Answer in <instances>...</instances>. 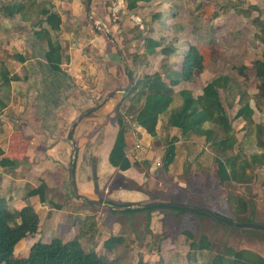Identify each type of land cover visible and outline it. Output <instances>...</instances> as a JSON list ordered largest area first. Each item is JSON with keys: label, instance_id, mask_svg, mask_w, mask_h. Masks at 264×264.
<instances>
[{"label": "crops", "instance_id": "obj_1", "mask_svg": "<svg viewBox=\"0 0 264 264\" xmlns=\"http://www.w3.org/2000/svg\"><path fill=\"white\" fill-rule=\"evenodd\" d=\"M32 1L24 0L27 4ZM36 1L59 13L62 18L60 30L52 32L63 48L60 72L53 70L48 63L47 45L36 36L40 30L37 22L42 19L39 11L27 13L26 18L20 14L10 16L2 11V7L14 0H0V74L4 67L10 76L20 77V80L12 81L10 90L3 89L0 81V102L6 105L0 112V147L3 151L0 157V198L5 199L13 210L33 207L39 218L37 233L18 243L14 258H28L36 243L50 244L54 238L61 239L63 243L79 238L85 251L97 253L108 264H212L217 254V244L230 242L228 246L236 250L242 232L249 230L221 223L203 212H184L183 208L167 205L150 209L149 205L181 204L209 210L237 223H253L249 215L242 217L232 212L230 192L218 181L215 169L200 161L206 159L209 152L214 154L210 143L202 137L182 135L179 129L167 125L165 117H160L157 135L153 137L137 126L134 115L130 114L133 119L129 122L125 138L126 155L131 167L126 171L114 167L110 163V154L119 131L117 108L126 98V93L121 92L128 86L125 65L107 35L90 22L85 10L86 0ZM115 1L93 0L92 4L93 18L101 21L113 36L112 31L117 29V25L112 24ZM238 1L242 5L237 9L226 5V2ZM252 6L258 8V11H252L253 17L260 16L264 21V0H152L141 3L134 11H126L131 16H146V13L153 11L157 13L154 15L156 20H166L170 16L168 27L177 37L174 42L181 57L175 65L181 67L183 53L191 43L200 48L205 73L208 74L212 72L209 70L210 63H213L212 67L219 64V55L213 58L217 61L204 56V51L209 54L213 52L210 46L212 39L207 38V30H200L208 22L199 21L214 19L211 25L219 27L217 38L233 30L238 35L241 20L252 19L240 13V10H248ZM182 17L188 22L180 25L176 20ZM157 22L154 21L151 27L159 32ZM134 25L132 28L138 29ZM177 27L180 28L178 33L174 32ZM195 28L200 33L193 38ZM129 29H125L128 30L125 36L116 39L121 50V42L125 37L127 39ZM253 29L254 37L256 29ZM132 35L134 37L135 34ZM152 37L166 41L162 36ZM135 40L132 42L134 47L129 50V58L124 46L122 53L137 80L151 74L145 72V68L152 69L153 65L150 64V57L144 63L143 47L136 46ZM219 43L218 39L212 45ZM227 47L237 51L238 57L246 53L238 42ZM173 68L172 71H176ZM220 75L227 74L217 77ZM213 79L208 74L198 92L190 87L194 83L182 81L178 88L185 87L199 96ZM174 92V107H177L181 100L176 98L178 90L174 88ZM109 94L112 96L77 125L73 135V158L74 146L69 138L73 125L81 114L101 104ZM249 94L255 97L256 88L255 92L249 90ZM239 108L238 104L233 108L227 107V113L229 118V113H232L233 120H230L242 142L247 123L236 117ZM254 121L264 125V111L257 110ZM172 140L176 156L165 170L163 159ZM248 141L246 154L262 152L256 146L255 136L251 135ZM137 143L141 148H136ZM72 159L75 184L80 195L94 202L124 209L107 211L104 206L75 198L70 179ZM185 168L189 169L187 176ZM253 176L254 180L246 185L250 187L248 194L238 192L255 202L254 223L264 225V167L254 168ZM42 184L47 185L45 203L38 195L29 196ZM55 204L62 209H56ZM186 233L193 234L197 239L206 237L214 245V250H192V241ZM116 236H121L124 242L112 250L107 249L105 242ZM234 241L236 244L233 246Z\"/></svg>", "mask_w": 264, "mask_h": 264}, {"label": "trees", "instance_id": "obj_2", "mask_svg": "<svg viewBox=\"0 0 264 264\" xmlns=\"http://www.w3.org/2000/svg\"><path fill=\"white\" fill-rule=\"evenodd\" d=\"M152 0H129L127 9L134 11L141 3H149ZM241 1L230 4L232 8H239ZM2 11L7 15H22L39 11L41 20L37 22L40 30L36 32L38 40L46 43V59L55 71H62V45L59 40L52 35L53 31H59L62 25V18L59 13L38 4L33 0L29 4L24 0H14L11 4L4 5ZM258 11L255 6L248 10H242L243 15H250V12ZM253 26L256 29L254 38L257 42L264 44V21L260 16L253 18ZM162 53L165 59L170 56H179L175 46L171 43L152 38H144L145 58ZM24 60L23 57H20ZM252 67L256 72L257 94L252 97L249 94V76L246 74L248 67L240 66L234 75H220L208 83L199 96H195L191 90L179 92L181 104L174 107V88L182 81L194 83L198 75L205 71L204 57L200 48L189 43L182 58L181 67L172 71L170 64L167 71L156 70L151 74H145L135 80L132 89L126 93L125 102L119 105L116 113V121L119 131L115 144L110 154V163L126 171L131 167V162L127 158V142L125 134L130 127L124 115V111L134 115V122L143 128L153 137L157 135V126L160 117H165L169 127L177 128L182 135H194L202 137L210 143L214 154L210 152L206 159L200 161L215 169L218 181L222 185H241L253 180L254 168L264 167V125L254 121L256 111H264V59L255 60ZM166 76V79H165ZM244 78V81L241 80ZM20 80L17 75L10 76V73L3 67L0 74V81L3 89L10 90L12 81ZM168 80V81H166ZM239 105L236 114L237 118L246 121V135L242 142L239 141L236 131L227 113V107L233 108ZM6 108L5 103L0 102V112ZM253 135L257 138L256 146L262 152L246 154L245 147L249 145V137ZM3 151L0 147V157ZM176 156V147L172 140L166 150L163 159L164 169L167 170L173 163ZM3 163V161H1ZM189 169L185 168V176ZM47 185L42 184L39 188L29 193V196H39L42 203L47 201ZM56 209H62L59 204H55ZM163 205L156 204L150 209L161 208ZM232 212L238 216H246L254 213L250 212V203L242 195H236L231 204ZM184 212H188L184 210ZM254 223V222H253ZM39 229V218L35 209L27 206L21 211L9 208L7 201L0 198V264H108L101 256L95 252L84 250L79 238L69 243H63L59 238H54L50 244L36 243L28 258H14L15 248L18 243L31 235L37 233ZM245 230H251L244 228ZM260 235L264 231L253 230ZM191 242L192 250L213 251L214 245L204 236L197 239L193 234L186 233ZM197 239V240H196ZM124 239L111 237L105 242L107 249L112 250L118 244H122ZM138 264H146L139 262ZM159 264H165L160 262ZM212 264H264V256L250 250H235L227 248L222 253L214 255Z\"/></svg>", "mask_w": 264, "mask_h": 264}, {"label": "rangeland", "instance_id": "obj_3", "mask_svg": "<svg viewBox=\"0 0 264 264\" xmlns=\"http://www.w3.org/2000/svg\"><path fill=\"white\" fill-rule=\"evenodd\" d=\"M115 3H116V1H115ZM232 3L233 2H228V3L226 2V5L230 7V4H232ZM227 6L225 8H227ZM242 10H244V9H242ZM124 11H126V9L122 10L117 16H115L114 12L112 11V24L117 25L116 31H112V33L114 32L113 34H114V37H116V39H117V37L121 38V36H125V33L128 32V30H125V29H128V27L130 28L129 29L130 32L128 34H126L127 39L125 37V39L122 40V42H121L122 43L121 44L122 50H123V46H124V49H125L124 52L127 56V59L129 58V56H128L129 50L134 47V45L132 46V42L135 39H136L135 40L136 46H140V47L142 46L143 50H144V40L143 39L146 37H152L153 35H155L157 38H161V36H162V38L165 39L166 41H168V43H171V46H175L176 42H174V40H176L177 37L174 36V33H172V29H169V27H168L167 21L170 20L169 15H168L169 19L156 20L157 18L154 15L157 13H155L153 11H149L148 13H146L148 16L147 15L141 16V15L137 14L141 18L142 23L144 25V29L142 30L140 25H138L134 21V19H133L134 16H131V14H129L127 11L126 12H124ZM250 13H251V15H249L247 18H250V16H251L252 19H249V20L242 19L241 20L242 25L240 28L241 30L239 31L240 33H238V35H236L237 33L235 32V30H233V31L225 32L224 36H220L219 38H217L216 35L218 33L219 27H214L215 24L211 25V23L214 21V19L202 20L199 22H202V23H204L205 21L208 22L207 24L204 23L203 27L200 30H204V29L207 30L206 31V33L208 34L207 38L212 39V40H210V42H211L210 46H212L213 52L211 54H209L206 51H204V53H203L204 56H206L207 58H210L211 61L219 60L218 61L219 64L217 66L212 67L213 63L209 64L210 65L209 70L210 69L212 70V72L208 73L210 78L213 79V78L217 77V75L224 74V73L227 75L236 76L238 74L237 69L240 66H243L244 64H246L245 66L248 67L246 74L250 78V81L248 83V87H249V90H251V92H255V88L257 86L258 80H257V78H255V71L252 67V63L255 60H259L260 58H261V60L264 59V44L257 43L256 39L253 37V34H254L253 18L254 17L252 15V12H250ZM153 17L155 19L152 21L151 19ZM154 21H158L157 26L160 29L159 32H156V30L151 27V26H153ZM176 21L180 25L188 22V20L185 17L179 18ZM132 25H134L138 29H135L134 27L132 28ZM206 25H207V27L204 28V26H206ZM179 30H180V28H178V27L174 28V32L178 33ZM245 30H249V32H247ZM102 31H103V34H105L104 30H102ZM181 31H182V29H181ZM194 32L195 33L193 34V38L197 37L198 34L200 33L199 29H196V28L194 29ZM133 33L135 34L134 37L132 35ZM140 33H141V35H140ZM182 33H181V35H182ZM196 34H197V36H196ZM218 39L220 40V43L218 45L217 44L212 45V42H215ZM229 40L232 42H230ZM166 41H165V43H166ZM236 42H238V45L240 48L242 46L246 49L245 55L240 54L238 57L237 51H231L230 50L231 47H229V48L227 47L229 44H233ZM222 46H223V48H222ZM183 54H185V51ZM210 55H211V57H210ZM215 55L216 56L219 55V59L214 60L213 58ZM230 55H231V57H230ZM163 56L164 55L160 52L155 56H152V57L150 56V60L152 62L150 64H152L153 67H152V69L145 68V72L149 73V72H153L156 70H163V73H164L165 70L167 71L168 64H170L171 68L174 66V68H173L174 70H178L180 68V65L178 66L175 64H177V62H179L181 60V57H179V56L177 57V56L172 55V56H170L172 58L170 59V62H169V60L165 59V56L164 57ZM147 60H148V57L145 58V60L143 58L144 63ZM134 63L136 64L138 62H134ZM166 73H168V71ZM208 74L205 73V71H204L203 73L198 75V77H197L198 80L197 79L195 80L194 86L193 87L190 86L191 88H193L194 92H198L202 89L201 87L206 82V78L208 77ZM165 79H166V76H165ZM241 80L244 81V78L241 77ZM166 81H168V80H166ZM176 89L178 90V93H176V96H177L176 98L181 100L179 92L182 90H186V88L185 87H179L178 88V86H177V87H175V90ZM256 92H257V88H256ZM229 114H230V119L233 120L232 113L230 112ZM253 180H254V176H253ZM247 183H249V182H247ZM247 183H244L241 185H236V184L230 183V184H226L224 186L230 192V194H229L230 208H231V204H232V201L235 198V196L240 195L239 192H244V193L246 192L248 194L250 187L246 186ZM239 187H242V188H239ZM243 197H245L250 203V212L252 211V213H254V215L253 216H250V214H248V215L252 219V222H255V213H256L255 202L253 200L249 199L246 195H244ZM104 209L107 211L110 210L108 207H104ZM248 215H246V216H248ZM233 229H236V228H231V230H233ZM243 230H245V229H243ZM253 230H255V229H251L249 231H246L247 233L245 231L242 232L240 240H239V244L237 246L238 248H236V250H244V249L250 250V251H253L257 254L264 256V235H260L259 233H256ZM226 238H227V236H226ZM229 243L230 242H228L224 245H221L219 243L216 245L215 250L217 249L216 250L217 253H222L227 248H229V246H228ZM232 244L234 246L236 244V242L234 241V242H232Z\"/></svg>", "mask_w": 264, "mask_h": 264}, {"label": "water", "instance_id": "obj_4", "mask_svg": "<svg viewBox=\"0 0 264 264\" xmlns=\"http://www.w3.org/2000/svg\"><path fill=\"white\" fill-rule=\"evenodd\" d=\"M92 4H93V0H86V5H85V10H86V14L90 20V22L98 29H102L104 30L105 34L107 35L108 39L114 44L121 60L123 61L124 65H125V71H126V76L128 78V86L121 90V92H124V93H128L132 87L134 86V83H135V80H134V77L133 75L131 74L128 66L126 65L125 63V60H124V56H123V53H122V50L116 40V38L108 31V29L106 28V26L102 23V22H98L96 21L94 18H93V13H92ZM112 96V94H109L107 96V98L101 103L99 104L98 106L96 107H93L89 110H87L86 112H84L83 114L80 115V117L78 118V120L75 122V124L73 125L72 129H71V132H70V135H69V138L70 140L72 141L73 143V146H74V151H73V158H74V153H75V141H74V132H75V129L77 127V125L79 124V122L88 114H90L91 112L95 111L96 109H98L108 98H110ZM73 167H74V161L72 159L71 161V164H70V179H71V187H72V194L75 198L79 199V200H83V201H86L88 203H91V204H94V205H98V206H104V207H108L109 209L111 210H123L124 207H119V206H111V205H104L103 203L101 202H94V201H91L89 200L88 198L80 195L78 193V190H77V187H76V184H75V179H74V170H73ZM150 206H153V205H156V204H149ZM160 205H167V206H177V207H180V208H183L187 211H190V212H203V213H206V214H209L210 216H212L215 220L221 222V223H224V224H228L230 226H233V227H236V228H249V229H255V230H260V231H264V225L262 224H258V223H237V222H234V221H231V220H228V219H225V218H222V217H219L215 214H213L212 212H210L209 210H206V209H201V208H191V207H187V206H184V205H181V204H175V203H168V204H160Z\"/></svg>", "mask_w": 264, "mask_h": 264}, {"label": "built area", "instance_id": "obj_5", "mask_svg": "<svg viewBox=\"0 0 264 264\" xmlns=\"http://www.w3.org/2000/svg\"><path fill=\"white\" fill-rule=\"evenodd\" d=\"M128 1L129 0H116V3L114 4L113 9H112L115 16H117L122 10L127 9ZM133 19L138 25H140L141 29L143 30L144 25L142 23L141 18L138 15H134ZM123 113L126 117L127 122L128 123L131 122L133 117L130 114H128L126 111H124ZM136 148L137 149L141 148V145L139 143H137ZM131 156H133V155H131Z\"/></svg>", "mask_w": 264, "mask_h": 264}]
</instances>
